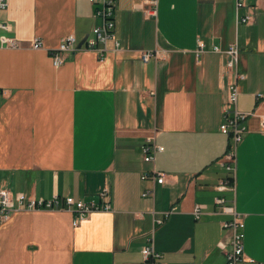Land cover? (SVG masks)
Here are the masks:
<instances>
[{
  "label": "crops",
  "instance_id": "0c3cea01",
  "mask_svg": "<svg viewBox=\"0 0 264 264\" xmlns=\"http://www.w3.org/2000/svg\"><path fill=\"white\" fill-rule=\"evenodd\" d=\"M95 8L90 0H10L0 13L11 26L0 36L16 42L0 44V191L91 201L107 188L113 205L78 226L66 209L13 211L0 225V264H140L149 239L162 255L157 264H226L220 243L231 247L223 223L232 216L218 197L245 223L248 264H264V0L239 8L238 0H158L156 16L145 0H117L122 47L110 41L103 58L78 49L99 23ZM244 15L253 21L241 23ZM71 34L76 50L55 66L51 51ZM198 39L207 45L200 57ZM232 44L246 75L238 109L249 114L234 173L226 155L233 138L221 131L232 78L226 56L213 51ZM153 50L160 58L145 62ZM148 139L165 148L155 162L144 160ZM155 168L163 184L142 179Z\"/></svg>",
  "mask_w": 264,
  "mask_h": 264
},
{
  "label": "built area",
  "instance_id": "2783aa9c",
  "mask_svg": "<svg viewBox=\"0 0 264 264\" xmlns=\"http://www.w3.org/2000/svg\"><path fill=\"white\" fill-rule=\"evenodd\" d=\"M94 4L95 17L99 20V23L95 25L92 30V34L87 38L84 46L92 51H95L99 57L103 58L108 51L111 50L108 44L110 41L114 42V48L112 50L119 51L121 49V42L116 35V7L117 0H90ZM10 0H0V13L5 11L9 7ZM147 6L146 11L153 15H157L158 0H145ZM245 5V0H238V8ZM253 21L252 15H244L240 17L241 23H251ZM0 29L9 31L11 26L9 23L0 22ZM0 44L3 46H16L14 39H11L5 35L0 36ZM77 38L75 35H68L59 45L56 50L51 51L52 59L55 66H61L65 62L63 54L70 53L76 50ZM34 48L39 49L43 47L42 42L35 40L33 44ZM207 50V45L204 41L198 39V49L196 55L200 57ZM213 51L226 56V73L231 76L232 81L229 85L230 95L227 106L224 110V121L221 124V131L225 134H229L233 138V143L226 152L227 159L230 161L228 170L232 173L235 172V161L237 145L242 141L244 135L248 131L246 120L249 116L248 113L240 112L238 109L239 100V81L245 80L246 75L240 70V48L237 44H232L228 48L223 49L219 46H214ZM160 52L158 50L147 51L142 54V59L145 62L150 61L152 58L158 60ZM227 75V76H228ZM257 98L262 99L264 95L262 93L257 94ZM264 130V118L261 122ZM165 148L156 144L153 140L148 139L143 146L144 160L146 162H155L156 155L159 152H163ZM142 179H152L155 183L163 184L165 181V173L157 170L147 171L142 175ZM220 185L226 186L225 181H222ZM144 196H153L154 193L151 190L145 191ZM216 204L219 205L221 210L225 213H229L232 218L223 223L225 229L233 231V237L230 240V249L226 250L227 243L222 241L220 248L226 253V264H248L253 260L248 257L245 252V223L241 219V216L233 206L227 203V200L223 197L216 198ZM202 205L195 207V215L199 218L202 214ZM18 209H66L74 213L73 225L78 226L81 222L86 220L88 216L96 211H110L113 209V205L110 199V190L105 188L100 193L99 200L82 201L76 200L74 197H67L61 200L59 197H54L50 200L45 199H29L25 194L18 193L13 194L8 190L0 191V225L6 221L11 213ZM170 212L166 213V217ZM162 225L165 220L160 219L157 221ZM150 243L147 244L143 250V262L140 264H157L161 258V253L155 249L153 240L149 239Z\"/></svg>",
  "mask_w": 264,
  "mask_h": 264
},
{
  "label": "water",
  "instance_id": "95a60500",
  "mask_svg": "<svg viewBox=\"0 0 264 264\" xmlns=\"http://www.w3.org/2000/svg\"><path fill=\"white\" fill-rule=\"evenodd\" d=\"M88 37H86L85 39H83L82 41H80L79 45H78V49H81L83 47V45L85 44L86 40Z\"/></svg>",
  "mask_w": 264,
  "mask_h": 264
}]
</instances>
